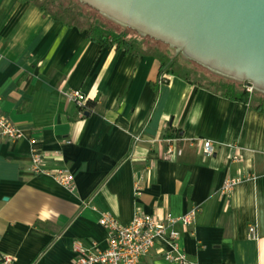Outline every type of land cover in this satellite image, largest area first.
Returning a JSON list of instances; mask_svg holds the SVG:
<instances>
[{
  "label": "crops",
  "instance_id": "1",
  "mask_svg": "<svg viewBox=\"0 0 264 264\" xmlns=\"http://www.w3.org/2000/svg\"><path fill=\"white\" fill-rule=\"evenodd\" d=\"M164 75L160 84L155 54L103 46L26 0H0V109L24 134L0 140V262L74 264L77 242L108 248L105 215L126 225L137 212L163 220L198 207L191 227L177 226L189 264H264V113ZM72 91L93 110L82 115ZM174 137L182 154L169 161L164 140ZM33 152L47 169H68L76 190L32 173ZM244 174L254 180L221 195ZM168 252L159 238L141 264H179Z\"/></svg>",
  "mask_w": 264,
  "mask_h": 264
},
{
  "label": "water",
  "instance_id": "2",
  "mask_svg": "<svg viewBox=\"0 0 264 264\" xmlns=\"http://www.w3.org/2000/svg\"><path fill=\"white\" fill-rule=\"evenodd\" d=\"M198 63L264 91V0H82Z\"/></svg>",
  "mask_w": 264,
  "mask_h": 264
},
{
  "label": "built area",
  "instance_id": "3",
  "mask_svg": "<svg viewBox=\"0 0 264 264\" xmlns=\"http://www.w3.org/2000/svg\"><path fill=\"white\" fill-rule=\"evenodd\" d=\"M160 84L166 83L165 75H161ZM246 91L252 94L253 86H245ZM68 98L74 101L80 113L91 112L92 107L88 106L85 96L79 91L68 93ZM23 131L12 123L0 109V140L16 141L23 138ZM138 141V138L136 139ZM205 155H213L216 150L210 140H198ZM166 151L164 159L174 160L182 154L180 147L181 139L167 138L164 140ZM47 157L40 152H33L31 155V171L38 176H48L55 180L60 186L69 191L76 190L74 175L65 168L57 170L47 169L44 167V159ZM254 180L250 174H244L235 178H227L220 190L221 195H231L233 191L246 181ZM141 189L139 184L135 185V195L139 196ZM199 208L193 207L187 214L175 217L168 214L165 219L161 220L156 216L137 212L129 224H121L118 219L112 215H105L100 220V225L108 233V248L103 251L92 252L85 249L80 243H76L74 250L78 253L74 264H141L142 258L146 257L154 248L159 238H165L171 246V252L165 254L166 259L179 263L189 264L185 253L179 249L178 241L180 232L177 226L182 225L189 228L194 224L195 217ZM258 226L250 225L248 228V237L254 240L259 238ZM13 258L4 256L0 264H13Z\"/></svg>",
  "mask_w": 264,
  "mask_h": 264
},
{
  "label": "trees",
  "instance_id": "4",
  "mask_svg": "<svg viewBox=\"0 0 264 264\" xmlns=\"http://www.w3.org/2000/svg\"><path fill=\"white\" fill-rule=\"evenodd\" d=\"M29 3L34 4L40 10L56 20L64 22L67 26L77 27L80 30H88V37L93 41H98L103 46L109 44L117 45V47L125 48L128 52L134 54H155L161 63V75L167 74L175 76L187 81L190 84L206 86L217 93L223 95L226 98L250 104L256 111L264 113V91L254 87L252 94H249L244 83L233 77H228L220 72L214 71L210 68V71L216 78L215 80L208 79L204 74L199 73L188 60L195 63L197 61L189 59L182 52H178L174 57L172 50H176L175 46L169 43L158 40L151 36L144 35L137 30L126 26L110 16L104 14L100 10L91 6L82 0H26ZM87 9V10H86ZM86 10V11H85ZM90 11H94L101 15L114 20L116 23L134 30L137 37H128L127 34L122 31L120 33L113 32L108 29L107 25L104 24L98 17L92 16ZM145 37L150 38L152 41V48H147ZM155 43V44H154ZM149 44V43H148ZM156 44H162L164 48L156 46ZM181 56V57H180ZM183 57V59H181ZM192 64V65H191ZM200 64V63H199ZM202 65V64H200ZM205 78L208 79L207 84L203 82ZM155 91H158V87H155ZM88 106L94 107V104L87 102Z\"/></svg>",
  "mask_w": 264,
  "mask_h": 264
},
{
  "label": "rangeland",
  "instance_id": "5",
  "mask_svg": "<svg viewBox=\"0 0 264 264\" xmlns=\"http://www.w3.org/2000/svg\"><path fill=\"white\" fill-rule=\"evenodd\" d=\"M87 10V9H86ZM85 10V11H86ZM89 12L91 13L92 16H95V17H98L104 24L107 25L108 29L112 30L113 32H117V33H120L122 31H124L128 37H137V34L134 30L130 29V28H126L118 23H116L114 20H111L109 18H106V17H101V15H99L98 13L94 12V11H90ZM145 41L148 43L146 44V47L147 48H152V41L150 38L148 37H145L144 38ZM155 44V43H154ZM156 46L158 47H161V48H164V46L162 44H156ZM172 55L175 57L177 55V49L175 50H172ZM181 57V56H180ZM189 58V57H188ZM183 59V57L181 58ZM191 59V58H189ZM190 63H193V67L199 72V73H202L204 74L205 77H207L208 79L211 80H215L216 78L219 79V77H214V73L210 71V69H208V67L204 66V65H200L199 63H195L191 60H188ZM213 73V74H212ZM205 78V80H203V82H205V84H207V81L208 79Z\"/></svg>",
  "mask_w": 264,
  "mask_h": 264
}]
</instances>
